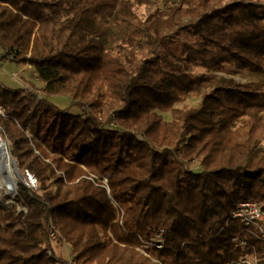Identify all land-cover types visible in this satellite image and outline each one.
Here are the masks:
<instances>
[{"label":"trees","instance_id":"obj_1","mask_svg":"<svg viewBox=\"0 0 264 264\" xmlns=\"http://www.w3.org/2000/svg\"><path fill=\"white\" fill-rule=\"evenodd\" d=\"M152 1L139 17L130 0H0V63L41 82L0 81V132L36 181L18 182L25 211L0 205V264H264L262 238L231 216L264 210V79L213 72L264 75V0Z\"/></svg>","mask_w":264,"mask_h":264},{"label":"rangeland","instance_id":"obj_2","mask_svg":"<svg viewBox=\"0 0 264 264\" xmlns=\"http://www.w3.org/2000/svg\"><path fill=\"white\" fill-rule=\"evenodd\" d=\"M133 4V9L135 12L138 14L139 17H144L149 11L153 10L156 6L153 3L152 0H130ZM166 5V4H164ZM184 33V32H183ZM181 34L179 36V39H184L188 38L187 34ZM186 33V32H185ZM182 62V61H181ZM6 63L5 65H3ZM2 62L0 63V81H2L5 85L11 86V87H25V82L26 81H31L35 83L37 86L41 85V82L36 78V75L33 73V70L31 69L30 65H18L14 64L12 62ZM182 70L188 71L192 74H200L205 72V69L200 66H189L188 64H185L182 62ZM213 72L216 74L223 76L225 78H232L236 80L237 82L244 83L248 81H256V80H261L264 79L263 74L259 73H254L251 71L244 70L240 68L235 62H229V63H224L217 69H214ZM51 101L56 104L59 107H64L68 104L69 98L67 96H51ZM199 102V98L195 96H191L186 98L182 103H177L176 107H180L181 105H186V106H195ZM74 109V108H73ZM1 111V110H0ZM77 111V109H76ZM164 120H169L171 118V115L169 112L163 113ZM115 127H118L115 123L113 124ZM5 139V138H3ZM7 146L10 152L9 148V143L7 141ZM10 156L13 159L14 157L11 155ZM17 163V162H16ZM22 172V171H21ZM23 175L25 176L26 179L20 180L23 184L26 186H31V183L28 181L26 175L24 172H22ZM103 183L106 185L107 184V179L103 178L102 179ZM19 182V181H18ZM36 185V183H35ZM18 186V183H17ZM17 186L15 190V195H17ZM15 195L12 199V201H9V197L7 195H4L0 191V205H3L7 208L11 207V205H15L17 209L24 210V208L19 207V205L15 202L14 198ZM51 247L53 249V252L56 255L61 256L63 259H69L71 256L69 246L62 242L56 240H51Z\"/></svg>","mask_w":264,"mask_h":264},{"label":"built area","instance_id":"obj_3","mask_svg":"<svg viewBox=\"0 0 264 264\" xmlns=\"http://www.w3.org/2000/svg\"><path fill=\"white\" fill-rule=\"evenodd\" d=\"M3 138H5V139H3ZM0 139H3L4 141L7 142L6 137L1 132H0ZM262 144L264 146V142H262ZM24 174L26 175L28 180H30L32 178V175L28 171H25ZM231 216L236 218V219H239V221L241 223H243V225L245 227L253 228L259 234V236L262 238V240L264 241V210L259 203L254 202V201L240 202L232 210ZM49 238H50V241L56 240L57 239V233L51 232L49 235ZM232 241H233L234 245L239 246L241 248H244L246 245V240L243 237L242 238L241 237H239V238L235 237L232 239ZM161 242H162L161 234L155 235L154 245L157 249H160V247H161L160 243ZM139 251L142 252L143 254H145L146 256L150 257L144 251H142L140 249H139ZM49 252H50V250H49ZM152 259L155 261H158L155 258H152ZM256 261H257V259L255 256L249 255V256H246L243 259H241L238 262V264H256Z\"/></svg>","mask_w":264,"mask_h":264},{"label":"bare ground","instance_id":"obj_4","mask_svg":"<svg viewBox=\"0 0 264 264\" xmlns=\"http://www.w3.org/2000/svg\"><path fill=\"white\" fill-rule=\"evenodd\" d=\"M21 179L14 167L7 142L0 139V191L12 201L18 181Z\"/></svg>","mask_w":264,"mask_h":264},{"label":"water","instance_id":"obj_5","mask_svg":"<svg viewBox=\"0 0 264 264\" xmlns=\"http://www.w3.org/2000/svg\"><path fill=\"white\" fill-rule=\"evenodd\" d=\"M0 110L2 111L3 110V108H2V106L0 105ZM9 150V149H8ZM13 162H14V167L16 168V170H17V174H18V176H19V178L22 180V179H26L25 178V176L23 175V173L20 171V169L18 168V165H17V163H16V160H15V158H13ZM28 179V178H27ZM30 183H31V185L33 186V187H36V185H35V183H36V181H35V178L32 176V178L30 179V180H28ZM16 196V195H15ZM18 210H20V209H18Z\"/></svg>","mask_w":264,"mask_h":264},{"label":"crops","instance_id":"obj_6","mask_svg":"<svg viewBox=\"0 0 264 264\" xmlns=\"http://www.w3.org/2000/svg\"><path fill=\"white\" fill-rule=\"evenodd\" d=\"M0 52H1V50H0ZM6 63H4L3 65H5ZM16 65V64H15Z\"/></svg>","mask_w":264,"mask_h":264}]
</instances>
